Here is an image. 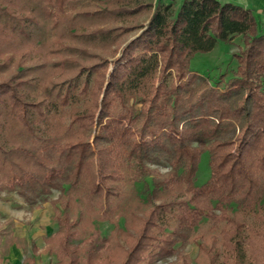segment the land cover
Masks as SVG:
<instances>
[{
  "label": "trees",
  "instance_id": "16d2710c",
  "mask_svg": "<svg viewBox=\"0 0 264 264\" xmlns=\"http://www.w3.org/2000/svg\"><path fill=\"white\" fill-rule=\"evenodd\" d=\"M29 1L44 21L35 37L45 42L50 23L58 26L83 5L100 7L75 15L149 13L145 25L96 30L102 37L139 30L117 48L111 71L99 57L40 90L13 76L0 81V191H15L31 206L59 191L63 212L45 239L56 264L79 263L71 240L93 219L113 223L112 239H87L82 264H156L189 242L203 219L221 248L208 264H264V23L249 9L217 0H182L176 9L161 0ZM236 36L242 46L231 78L220 75L211 85L190 72L194 55ZM72 63L57 64L66 71ZM203 152L210 175L196 186ZM160 158L169 166L164 175L148 166ZM154 173L147 208L136 213V198L122 185ZM172 191L185 198L163 197ZM119 217L131 228L123 231Z\"/></svg>",
  "mask_w": 264,
  "mask_h": 264
},
{
  "label": "rangeland",
  "instance_id": "374dc122",
  "mask_svg": "<svg viewBox=\"0 0 264 264\" xmlns=\"http://www.w3.org/2000/svg\"><path fill=\"white\" fill-rule=\"evenodd\" d=\"M161 1L164 2V0ZM170 1L173 2V9H176L182 0ZM85 6H80L81 8L75 11H68L61 17L58 26L52 27L50 23V30L53 31H50V36L45 42L35 37L37 29L42 28L44 21L40 18L41 13L33 9L29 0H0V81L13 76L29 81L32 86L30 89L40 90L45 86L59 84L62 80L73 77L81 67L90 66L99 57L107 60V69L111 71L113 68L111 62L118 55L117 48L119 49L134 37L139 30L133 29L128 32L117 30L113 31L111 37H102L96 33V30L145 25L149 13L142 12L139 15L124 16L121 19H114L108 14L104 17L105 19L75 15L79 10L97 9L100 4L87 8ZM240 7L249 9L242 5ZM249 10L259 26L264 23L263 14L251 8ZM19 29L23 31L17 33ZM241 46L240 36H236L231 43L219 42L209 53L194 55L190 60L189 70L205 78L211 85L218 82L220 75L227 80L233 76L236 67L234 54ZM113 50L117 53L112 54ZM65 58L73 62L66 71L61 70L57 64ZM148 166L159 175H164L169 170L167 160L164 158ZM154 175L155 173L135 182L131 187L122 185V188L134 194V198L138 201L134 200L133 203L132 200L135 205L134 212H142L147 208L146 197L150 193ZM209 175L208 153L203 152L197 166L195 185L204 184ZM163 197L165 199L185 198V195L183 192L172 191L164 194ZM46 198V202L37 201L31 206L15 191H0V264H27V259H32L33 264H56L54 251L46 247L45 239L51 237L57 230L53 217L63 210L59 202V191L52 190ZM54 201L57 203L54 204ZM262 204L264 205V200ZM70 216L75 219L73 213H70ZM116 221L123 231L127 229L125 225H128L129 221L125 223L122 217L117 218ZM89 227L76 228V233L71 240L77 253L78 264H82L84 259L83 248L86 240L94 236L109 238L114 225L108 219H93ZM129 227L131 228V224L128 225ZM217 233L216 230L210 231L208 223L203 219L195 228L189 242L183 245L177 244L171 256L156 264H208L211 262V255L217 254V250L221 249ZM212 237L216 240L213 241L211 250L206 249L202 252L200 246L206 247ZM110 239L112 237L109 241ZM109 246L110 242L103 244L99 259L107 253Z\"/></svg>",
  "mask_w": 264,
  "mask_h": 264
},
{
  "label": "crops",
  "instance_id": "0c3cea01",
  "mask_svg": "<svg viewBox=\"0 0 264 264\" xmlns=\"http://www.w3.org/2000/svg\"><path fill=\"white\" fill-rule=\"evenodd\" d=\"M220 3H232L234 5H242L249 9H254L255 12L262 14L264 9V0H217ZM165 3L171 2L170 0H164Z\"/></svg>",
  "mask_w": 264,
  "mask_h": 264
}]
</instances>
